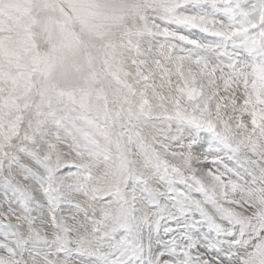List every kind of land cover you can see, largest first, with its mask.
<instances>
[{"label": "snow or ice", "instance_id": "snow-or-ice-1", "mask_svg": "<svg viewBox=\"0 0 264 264\" xmlns=\"http://www.w3.org/2000/svg\"><path fill=\"white\" fill-rule=\"evenodd\" d=\"M0 264H264V0H0Z\"/></svg>", "mask_w": 264, "mask_h": 264}]
</instances>
